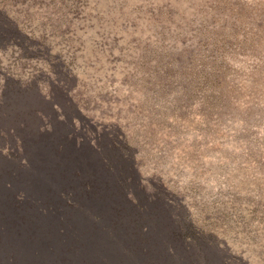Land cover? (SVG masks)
Instances as JSON below:
<instances>
[{"label": "trees", "instance_id": "1", "mask_svg": "<svg viewBox=\"0 0 264 264\" xmlns=\"http://www.w3.org/2000/svg\"><path fill=\"white\" fill-rule=\"evenodd\" d=\"M183 1L182 9L169 0L139 2L126 17L122 5L114 13V3L101 8L99 0H0V112L10 107L19 114L0 130L5 156H20L55 135H61L57 145L87 144L88 159L103 144L117 152L130 178L141 179L136 190L149 200L159 188L146 190V182L159 177L167 158L163 145L152 154L145 148L163 143L169 128L177 142L197 132L188 135L199 138L188 156L202 159L193 154L205 140H221L233 118L229 94L246 83V59L264 68V0L247 8L246 0ZM28 98L38 105L21 109ZM192 115L200 116L195 128ZM243 132L235 133L233 147L248 160L260 149ZM210 148L206 154L215 157ZM235 154L216 159L233 170L244 165ZM150 161L158 172L141 174ZM167 199L179 220L182 201ZM230 207L189 210L188 226L197 228L164 248L162 263L264 264V198L247 214Z\"/></svg>", "mask_w": 264, "mask_h": 264}, {"label": "rangeland", "instance_id": "2", "mask_svg": "<svg viewBox=\"0 0 264 264\" xmlns=\"http://www.w3.org/2000/svg\"><path fill=\"white\" fill-rule=\"evenodd\" d=\"M153 1L162 0H99V6L114 3L116 13L122 5L126 16L141 6L139 2L147 7ZM169 1L180 9L185 4L183 0ZM252 2L246 0V8ZM247 64L249 68L243 69L246 83L229 94L233 118L225 124L226 133L218 142L202 143L203 150L193 154H202V159L188 156L199 142V138L193 141L188 136L197 134L194 130L182 137L187 141L180 138L177 142L169 128L163 143L145 148L152 154L163 145L167 158L159 177L146 182V190L150 185L159 188L153 200L136 190L141 179L130 178L117 152L106 145L95 147L88 159L91 152L87 144L78 149L65 143L57 145L61 135H55L51 142L34 141L27 150H20L22 155L9 158L5 156L9 150L2 149L4 141L0 140V264H163L161 251L166 255L164 248L184 242L190 238V230L197 228L188 226L189 210L206 213L208 206L228 208L234 204L247 214L264 198V68L258 70L260 64L250 57ZM24 105L35 108L38 103L28 98L19 106L22 109ZM16 111L10 107L1 110L0 130L17 122ZM199 118L193 117V128ZM238 130L245 131L246 142L259 145L260 150L248 160L247 152L233 147ZM212 144L215 157L206 154ZM231 151L244 164L235 170L216 159L227 158L226 152ZM156 170L150 161L141 174L152 175ZM171 196L177 204L182 201L179 220L166 207ZM234 232L235 227L226 232V239Z\"/></svg>", "mask_w": 264, "mask_h": 264}, {"label": "bare ground", "instance_id": "3", "mask_svg": "<svg viewBox=\"0 0 264 264\" xmlns=\"http://www.w3.org/2000/svg\"><path fill=\"white\" fill-rule=\"evenodd\" d=\"M43 168V167H42ZM45 169V168H44ZM66 170V169H65ZM62 172H64V171H62ZM66 172V171H65ZM61 173V172H60ZM62 185V184H61ZM74 185V184H73ZM77 206V205H76ZM80 211V210H79ZM74 213H76V212H74ZM78 213V212H77ZM70 215V214H69ZM55 216V215H54ZM53 215H52V217H54ZM83 216V215H82ZM88 216V215H87ZM75 218V217H74ZM87 218V217H86ZM76 223V222H75ZM85 223V222H84ZM59 225V224H58ZM87 226V225H86Z\"/></svg>", "mask_w": 264, "mask_h": 264}]
</instances>
